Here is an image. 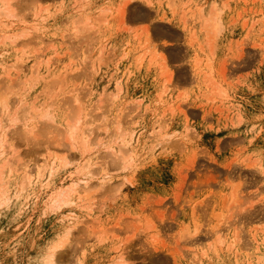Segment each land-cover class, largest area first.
Here are the masks:
<instances>
[{
    "label": "rangeland",
    "instance_id": "rangeland-1",
    "mask_svg": "<svg viewBox=\"0 0 264 264\" xmlns=\"http://www.w3.org/2000/svg\"><path fill=\"white\" fill-rule=\"evenodd\" d=\"M12 10L6 30L27 34L0 43V149L15 144L34 169L58 151L71 165L20 196V173L6 171L0 264H39L67 233L56 264H264V0H12ZM212 16L219 30L204 26ZM40 44L55 71L31 68ZM71 125L94 141L93 187L85 203L46 213L84 161Z\"/></svg>",
    "mask_w": 264,
    "mask_h": 264
},
{
    "label": "bare ground",
    "instance_id": "bare-ground-1",
    "mask_svg": "<svg viewBox=\"0 0 264 264\" xmlns=\"http://www.w3.org/2000/svg\"><path fill=\"white\" fill-rule=\"evenodd\" d=\"M13 11L14 10H12V0H0V26H2L1 29H4V30H1L0 29V43L3 42V41H5V40H9V41H12L14 43V42H16V40L19 37H24L27 34V33H24V32H21V33L19 32L18 33V32H10V31H7L6 30L7 27H11L13 25H16L15 24L16 22L14 23V21H13V16H14ZM204 26H207L206 27L207 29L210 28L212 31H214L215 29L216 30H219V28L221 26V23L219 22L218 19H215V16H212L211 18H204ZM193 36H194L193 34H192V36L190 35V39H189L190 41H192ZM39 50H40V52L39 53L38 52L35 53L32 56V58H31V60L33 61L32 62L33 64L31 66V68L38 67V69H41L42 68V63H43V61H45L44 62V63H46L45 68L48 70V72L49 71H51V72L52 71H55L57 65L54 67V65L52 64V62H54L52 60V57L51 56L49 58L46 57L47 59L46 58H43L44 57V53H45V47L42 44H40ZM59 61L60 60L57 59L56 62L59 63ZM65 75H66V67H65V69L61 70L58 73L55 72V74H54L55 80L52 83L53 84H60V83L64 82L65 81V77H66ZM211 83H213V81ZM73 98L75 99V102L77 103V108H78V106L80 107V104L82 103L81 102V99L78 96H75ZM0 102H2L1 103L2 104V107L8 108L9 104L7 105V103L9 101L6 103L3 99H1ZM65 104H67V103H65ZM59 105L61 106V104H59ZM47 106H49V105H47ZM65 106L67 107V105H65ZM49 108H51V107H49ZM54 108H55V106H54ZM42 110H44V109H42ZM45 110H46V108H45ZM47 110H48V108H47ZM80 110H79V112H82ZM49 111H50V109H49ZM47 112L48 111H45L44 113H47ZM50 112L52 113V111H50ZM41 113H43V112H41ZM76 113H77L76 111H75V113L73 112L72 116H75V115H77V116L80 115L81 116L83 114V112H82V114H79V113L76 114ZM47 114L49 115V113H47ZM75 118H80V117L78 116V117H75ZM49 119H52V118H49ZM74 119H73V122H74ZM29 120H31V119L29 118ZM53 120H54V117H53ZM75 123L76 122H74L73 124H75ZM79 123H80V120H79ZM72 125H71L72 129L71 130H68L69 132L70 131L71 132L70 133L67 132L68 134H66V137H68V138L70 137V139H71V141H69L72 144L71 145V148L72 147H73V149L74 148L75 149L76 148H78V149L81 148V150H80V151H82V155L81 156L84 159V161H83V164L78 168V171H76L75 173H73L74 178H72V182L69 185L62 186V187H59L57 189H54L50 193V195L46 199V201H45L46 203H45V205L43 207L44 210L46 211V213H47V211H51V210H54L55 211V209L59 210L58 208L62 207L63 205H66V204L68 205V204L73 203L74 198L79 199L80 201H82V202L85 203L86 202V198H87L88 191L93 187L92 184L90 183V179L94 176V174L92 172H90V170L88 169L90 167L89 166L90 159L86 157V154H89V151L91 150L92 143H94V141L89 137V134H87L88 131L86 132L85 129H82V127H79L81 125H77V126H72ZM35 127H36V124H33V125L29 126L26 130L32 131V130H34ZM77 132H79V133H77ZM69 134H70V136H67ZM78 134H79V138L81 137L82 140L81 139L78 140V138H77L78 137ZM80 134H81V136H80ZM6 137H7V133L6 132H4V131L0 132V146H2L1 141L4 142L3 139H5ZM68 138H66V139L68 140ZM6 140L7 139H5V141ZM14 146H15V144H14ZM14 146L11 144V145H8L6 147H3L2 150L0 149L1 150L0 151V205H2V206H3V204H2V201L1 200H3L5 198L4 195H5V192H6V187L8 186L7 185V181L9 180L7 178H6L7 180L4 179V175H5L6 171L20 173L19 184H17L16 186H14V188L16 189V193L19 195V194L22 193V191H24L26 189L27 190H29V189H34L35 190L36 185L39 184V181H41V178L43 176H46V179L48 180L56 172L61 171V170H67L68 169V166L71 165L70 164L71 161H68L67 160L68 159V157H67L68 156L67 155L68 153L66 154V152L64 151L65 153L62 154V153H59V151H58V152H55L54 154L51 153L47 157H44L43 160H42V162L40 164L36 162L37 163V164L35 163L36 164V168L34 169V168H31L29 166V163L28 162H22V161L17 160V157L15 156L16 154L14 155V153H11L13 151V149H14ZM121 151L122 150H119L117 152H120L118 155H120L119 157L124 160L125 157H127L125 155L128 153V151L125 150L123 154L121 153ZM8 152H10V153H8ZM33 153H36V152H33ZM7 154H10V155H7ZM80 154H81V152H80ZM129 156H131V155H129ZM125 161H127V160H125ZM125 163H123V164H125ZM9 172H7V173H9ZM93 172L99 173V172H101V170L95 169ZM98 180L101 181V178L98 179ZM102 183H105V182H102ZM42 185L43 184H41V186L39 187V190H40V188H42ZM17 188H18V190H17ZM12 191H14V190H12ZM38 194H39V192L36 193L37 199L39 197ZM27 195H29V194H26V197L25 198H27ZM67 241H68V233L65 234V235H63V236H61V237H59L58 240H56V242H54L49 247V249H47L46 254L44 255L42 261L39 264H56V259L59 256V255H57V257H56V253L58 252V250L61 247H63L65 245V243ZM58 259H62V258L59 257Z\"/></svg>",
    "mask_w": 264,
    "mask_h": 264
},
{
    "label": "snow or ice",
    "instance_id": "snow-or-ice-1",
    "mask_svg": "<svg viewBox=\"0 0 264 264\" xmlns=\"http://www.w3.org/2000/svg\"><path fill=\"white\" fill-rule=\"evenodd\" d=\"M31 135V133H29Z\"/></svg>",
    "mask_w": 264,
    "mask_h": 264
}]
</instances>
